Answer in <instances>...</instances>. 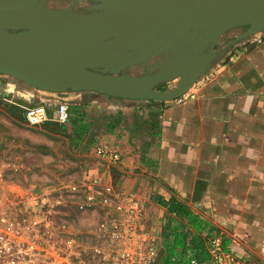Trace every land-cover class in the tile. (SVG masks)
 Listing matches in <instances>:
<instances>
[{"label":"crops","instance_id":"1","mask_svg":"<svg viewBox=\"0 0 264 264\" xmlns=\"http://www.w3.org/2000/svg\"><path fill=\"white\" fill-rule=\"evenodd\" d=\"M245 30L228 31L214 47L186 40L163 52L162 61L177 47L200 53L204 69L187 91L194 96L183 101L53 92L0 73V169L12 175L6 184L45 192L100 177L150 199L172 229L204 239L221 229L226 248L264 257V30L239 40ZM62 101L71 106L65 122ZM39 103L49 119L29 126L26 108ZM100 141L121 160L103 161Z\"/></svg>","mask_w":264,"mask_h":264},{"label":"water","instance_id":"2","mask_svg":"<svg viewBox=\"0 0 264 264\" xmlns=\"http://www.w3.org/2000/svg\"><path fill=\"white\" fill-rule=\"evenodd\" d=\"M90 1L99 4L97 11L71 16L48 7V0H0V73L53 92L168 100L186 93L201 74L200 53L177 47L144 74L101 68L144 63L186 40L214 47L237 27L246 28L239 40L264 30V0ZM182 74L176 88L159 89Z\"/></svg>","mask_w":264,"mask_h":264},{"label":"built area","instance_id":"3","mask_svg":"<svg viewBox=\"0 0 264 264\" xmlns=\"http://www.w3.org/2000/svg\"><path fill=\"white\" fill-rule=\"evenodd\" d=\"M70 117V103L60 102L59 120ZM48 119L45 104L26 108L29 126ZM97 153L105 162L121 160V152L106 142L97 143ZM11 177L0 169V264H264L263 256L226 248L228 233L220 228L207 234L203 256L194 247L172 250L175 229L168 217L159 218L160 208L150 199L118 189L113 181L95 177L83 185H54L50 196L10 190ZM73 208L97 213V220L83 225L70 214Z\"/></svg>","mask_w":264,"mask_h":264},{"label":"rangeland","instance_id":"4","mask_svg":"<svg viewBox=\"0 0 264 264\" xmlns=\"http://www.w3.org/2000/svg\"><path fill=\"white\" fill-rule=\"evenodd\" d=\"M99 4L90 0H49L47 6L50 8H60L62 11L66 12L67 14L71 16H81L83 14L91 13L94 11H97V6ZM68 7V8H67ZM162 55L158 57L151 58L150 60L144 62V63H136L131 66H121L117 68H101V71H114L116 73H121L123 71H128L132 74H144L146 72H151L153 70H157L159 66L162 63ZM172 82V81H169ZM175 82V81H174ZM177 83L179 81H176V83H171L172 85H168V82H164L159 86V89L161 90H172L177 87ZM62 185H68V183H61ZM57 185V184H55ZM60 185V184H59ZM52 190V191H51ZM45 191L43 193H46L51 196L52 192L55 195L56 192H54L53 189ZM42 194L39 190H31L27 194ZM70 214L77 218H81V224L87 225L97 220V213H79L75 208L70 210ZM79 224V223H78ZM179 228L180 226H176ZM175 227V228H176ZM195 235L193 233H189L187 235V238L189 239V242L191 239H193ZM187 239V240H188ZM204 239V238H203ZM204 242V243H203ZM203 244L205 247V241L203 240ZM191 248L193 247L190 246Z\"/></svg>","mask_w":264,"mask_h":264},{"label":"trees","instance_id":"5","mask_svg":"<svg viewBox=\"0 0 264 264\" xmlns=\"http://www.w3.org/2000/svg\"><path fill=\"white\" fill-rule=\"evenodd\" d=\"M148 100H150V99H148ZM151 101L152 102H161L162 100L151 99ZM177 209H178V207H176L173 204H170V206H169L170 211H172V212L175 211V212L180 213L179 210H177ZM174 232H175L174 239H173V242L171 245L172 250H174L177 247H183L186 250L190 246L193 245V247L199 251V254L201 256H203L205 254L204 244H203L204 239L201 236H195L189 242V239L187 238V233L185 232V230H183V231L175 230ZM165 264H172V263L170 261H166Z\"/></svg>","mask_w":264,"mask_h":264},{"label":"bare ground","instance_id":"6","mask_svg":"<svg viewBox=\"0 0 264 264\" xmlns=\"http://www.w3.org/2000/svg\"><path fill=\"white\" fill-rule=\"evenodd\" d=\"M68 8V7H67Z\"/></svg>","mask_w":264,"mask_h":264}]
</instances>
